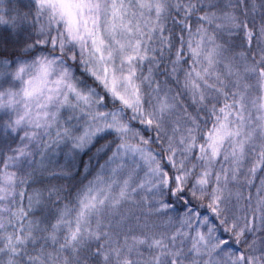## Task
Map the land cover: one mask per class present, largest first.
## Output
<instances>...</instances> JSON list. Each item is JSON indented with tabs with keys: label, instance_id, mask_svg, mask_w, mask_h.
<instances>
[{
	"label": "snow or ice",
	"instance_id": "snow-or-ice-1",
	"mask_svg": "<svg viewBox=\"0 0 264 264\" xmlns=\"http://www.w3.org/2000/svg\"><path fill=\"white\" fill-rule=\"evenodd\" d=\"M0 264H264V0H0Z\"/></svg>",
	"mask_w": 264,
	"mask_h": 264
}]
</instances>
